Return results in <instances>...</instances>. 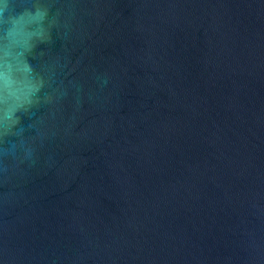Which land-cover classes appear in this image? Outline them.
Listing matches in <instances>:
<instances>
[{
	"label": "water",
	"instance_id": "1",
	"mask_svg": "<svg viewBox=\"0 0 264 264\" xmlns=\"http://www.w3.org/2000/svg\"><path fill=\"white\" fill-rule=\"evenodd\" d=\"M0 264H264V0H0Z\"/></svg>",
	"mask_w": 264,
	"mask_h": 264
}]
</instances>
